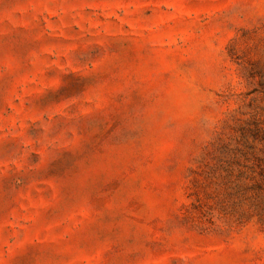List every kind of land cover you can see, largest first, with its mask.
<instances>
[{"label":"rangeland","instance_id":"1","mask_svg":"<svg viewBox=\"0 0 264 264\" xmlns=\"http://www.w3.org/2000/svg\"><path fill=\"white\" fill-rule=\"evenodd\" d=\"M0 264H264V0H0Z\"/></svg>","mask_w":264,"mask_h":264}]
</instances>
